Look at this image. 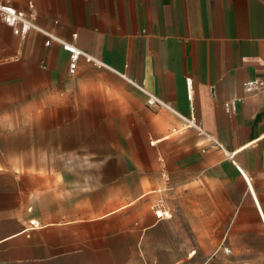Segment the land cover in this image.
I'll list each match as a JSON object with an SVG mask.
<instances>
[{
	"label": "crops",
	"instance_id": "0c3cea01",
	"mask_svg": "<svg viewBox=\"0 0 264 264\" xmlns=\"http://www.w3.org/2000/svg\"><path fill=\"white\" fill-rule=\"evenodd\" d=\"M0 3L39 29L16 34L0 20V117L5 106L67 80L71 45L104 65L80 57L73 74L94 67L110 75L96 97L110 99V116L124 124L135 117L145 134L146 163L110 179L118 205L87 219L103 224L98 239L134 238L138 252L116 261L108 248L93 249L91 264L103 253L109 264H264V91L244 89L247 81H264V0ZM139 87L172 110L149 107ZM230 100H239L235 112L225 108ZM175 112L194 114L204 133ZM2 192L6 260L38 219L20 227L24 216L3 204Z\"/></svg>",
	"mask_w": 264,
	"mask_h": 264
},
{
	"label": "rangeland",
	"instance_id": "374dc122",
	"mask_svg": "<svg viewBox=\"0 0 264 264\" xmlns=\"http://www.w3.org/2000/svg\"><path fill=\"white\" fill-rule=\"evenodd\" d=\"M109 77L94 67L82 75L70 70L60 85L4 107L1 200L24 216L20 227L33 226L32 218L40 225L35 220L37 228L17 237L12 255L0 264H91L93 249L108 248L116 261L138 252L134 238L110 236L106 244L98 239L103 224L87 221L118 205L110 179L139 171L134 162L140 159L146 163L145 134L136 127V118L124 124L110 116V99L96 97L94 90ZM95 260L109 264L105 253Z\"/></svg>",
	"mask_w": 264,
	"mask_h": 264
},
{
	"label": "built area",
	"instance_id": "2783aa9c",
	"mask_svg": "<svg viewBox=\"0 0 264 264\" xmlns=\"http://www.w3.org/2000/svg\"><path fill=\"white\" fill-rule=\"evenodd\" d=\"M0 20L5 24L13 27L15 29L16 34L26 33L27 31L34 29L39 30L31 20H29L22 12H19L16 8L11 7L6 4L0 3ZM65 49L71 54V65L70 70L71 73H74L78 60L80 57H84L88 62H95L99 65L104 66L101 62L95 61L89 55L79 51L77 48L71 45L65 46ZM188 99L192 100L193 98V82L191 79L186 80ZM140 90L145 93L148 97L147 104L149 107H157L164 108L168 110H172V108L163 100L149 94L146 92L143 87H139ZM244 89L247 93L253 92L255 90L264 91V81L260 79L250 80L245 82ZM239 100H230L225 104V108L229 112H235L237 110V104ZM185 123L187 128L195 129L199 134H203V129L201 125L198 124L195 115L191 114L189 117L182 116L175 112ZM232 157V156H231ZM157 216L160 218L164 214L161 211L156 212Z\"/></svg>",
	"mask_w": 264,
	"mask_h": 264
}]
</instances>
